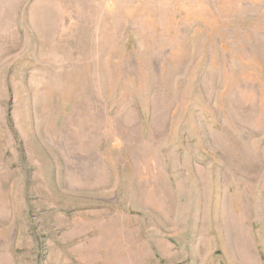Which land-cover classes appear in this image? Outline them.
I'll use <instances>...</instances> for the list:
<instances>
[{
	"label": "rangeland",
	"instance_id": "obj_1",
	"mask_svg": "<svg viewBox=\"0 0 264 264\" xmlns=\"http://www.w3.org/2000/svg\"><path fill=\"white\" fill-rule=\"evenodd\" d=\"M0 264H264V0H0Z\"/></svg>",
	"mask_w": 264,
	"mask_h": 264
}]
</instances>
